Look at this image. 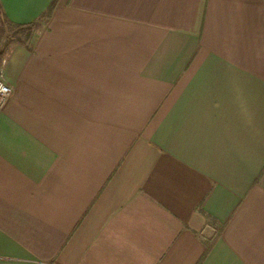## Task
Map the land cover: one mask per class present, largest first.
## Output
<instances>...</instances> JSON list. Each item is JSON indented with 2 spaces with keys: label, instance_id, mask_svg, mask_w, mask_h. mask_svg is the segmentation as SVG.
I'll return each mask as SVG.
<instances>
[{
  "label": "crops",
  "instance_id": "crops-1",
  "mask_svg": "<svg viewBox=\"0 0 264 264\" xmlns=\"http://www.w3.org/2000/svg\"><path fill=\"white\" fill-rule=\"evenodd\" d=\"M54 1L0 0L41 24L0 72V264H264V0Z\"/></svg>",
  "mask_w": 264,
  "mask_h": 264
},
{
  "label": "rangeland",
  "instance_id": "rangeland-1",
  "mask_svg": "<svg viewBox=\"0 0 264 264\" xmlns=\"http://www.w3.org/2000/svg\"><path fill=\"white\" fill-rule=\"evenodd\" d=\"M43 21H45V18H43ZM32 32H29L27 30H13L11 26H9L2 15L1 9H0V52L4 48L5 45L11 44L13 42H24V41H29L30 37H32ZM5 58V56H4ZM0 57V72L1 68L3 66V59ZM210 225H213L212 222L208 221Z\"/></svg>",
  "mask_w": 264,
  "mask_h": 264
},
{
  "label": "trees",
  "instance_id": "trees-1",
  "mask_svg": "<svg viewBox=\"0 0 264 264\" xmlns=\"http://www.w3.org/2000/svg\"><path fill=\"white\" fill-rule=\"evenodd\" d=\"M55 6H56V0L51 4V6L49 7L47 13H45L43 18H45L47 20L51 16ZM6 22L9 26L12 27L13 30H16V31L27 30V31L31 32L34 30L41 29L40 23H32V24H28V25H14L7 20H6ZM21 43H23V42H21ZM9 49H10V44L5 45L4 48L2 49V51L0 52V57L4 58V56L8 53Z\"/></svg>",
  "mask_w": 264,
  "mask_h": 264
},
{
  "label": "built area",
  "instance_id": "built-area-1",
  "mask_svg": "<svg viewBox=\"0 0 264 264\" xmlns=\"http://www.w3.org/2000/svg\"><path fill=\"white\" fill-rule=\"evenodd\" d=\"M13 95V89L0 80V110H2Z\"/></svg>",
  "mask_w": 264,
  "mask_h": 264
}]
</instances>
